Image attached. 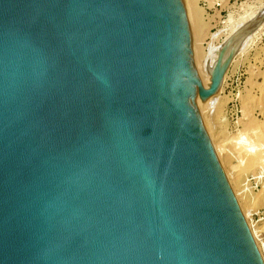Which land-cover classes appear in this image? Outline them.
<instances>
[{"label":"water","instance_id":"1","mask_svg":"<svg viewBox=\"0 0 264 264\" xmlns=\"http://www.w3.org/2000/svg\"><path fill=\"white\" fill-rule=\"evenodd\" d=\"M188 0H0V264H264L201 114Z\"/></svg>","mask_w":264,"mask_h":264},{"label":"rangeland","instance_id":"2","mask_svg":"<svg viewBox=\"0 0 264 264\" xmlns=\"http://www.w3.org/2000/svg\"><path fill=\"white\" fill-rule=\"evenodd\" d=\"M188 5L196 56L210 58L236 25L264 9V0H188ZM211 99L200 117L264 260V25L229 65Z\"/></svg>","mask_w":264,"mask_h":264},{"label":"bare ground","instance_id":"3","mask_svg":"<svg viewBox=\"0 0 264 264\" xmlns=\"http://www.w3.org/2000/svg\"><path fill=\"white\" fill-rule=\"evenodd\" d=\"M253 14V16H254V14L255 13H252ZM252 14H250V15H252ZM257 14V13H256ZM247 17V16H246ZM246 17H244V18H246ZM249 17V16H248ZM255 17V16H254ZM253 18V17H252ZM240 19H242V17L240 18ZM240 19L238 20L239 22H240ZM249 19H251V17H249ZM243 21H244V19H242ZM252 20V19H251ZM243 21H241V23H239V22H237V23H239V25L241 26L244 22ZM246 21H248L249 22V20H246ZM236 23V22H235ZM236 23V24H237ZM247 23V22H246ZM245 23V24H246ZM245 24H243V25H245ZM233 25H234V23H233ZM242 25V26H243ZM241 26V27H242ZM230 27H232V26H230ZM239 26H237L236 25V27H235V30H232L231 31V34H227V35H229V37H228V39L229 38H231L241 27H239ZM232 29H234V26H233V28ZM230 30H231V28H230ZM229 30V31H230ZM233 32V33H232ZM228 39H226V40H228ZM223 41H225V40H223ZM222 45H223V42H222ZM221 46V45H220ZM219 46V47H220ZM218 47V48H219ZM222 47V46H221ZM217 49V48H216ZM221 49V48H220ZM211 50V49H210ZM209 50V51H210ZM208 51V52H209ZM214 50L212 49V52H213ZM218 51V50H217ZM220 51V50H219ZM211 52V51H210ZM215 52H216V50H215ZM213 54H215V53H213ZM218 55H219V52H217L215 55H213V56H211L210 58H211V62L212 63H215L216 61H217V59H218ZM199 55H197L196 56V67L199 69V80H200V83H201V85H202V87L204 88V89H208V83H209V79L206 77V72H207V64H208V60L210 59V58H208L206 55L204 56V57H198ZM209 56V55H208ZM201 58H203V64H200V61H201ZM221 90V89H220ZM220 90H219V92H220ZM219 92L215 95V96H217L218 94H219ZM214 96V97H215ZM214 97H212V98H214ZM213 99H209V102H211ZM208 103V102H207ZM209 104V103H208Z\"/></svg>","mask_w":264,"mask_h":264}]
</instances>
